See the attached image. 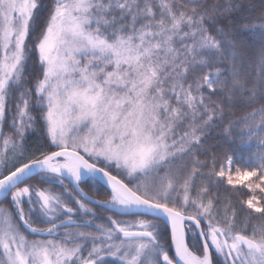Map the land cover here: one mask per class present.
<instances>
[{"label":"snow or ice","instance_id":"snow-or-ice-1","mask_svg":"<svg viewBox=\"0 0 264 264\" xmlns=\"http://www.w3.org/2000/svg\"><path fill=\"white\" fill-rule=\"evenodd\" d=\"M0 264H264V0H0Z\"/></svg>","mask_w":264,"mask_h":264},{"label":"trees","instance_id":"trees-1","mask_svg":"<svg viewBox=\"0 0 264 264\" xmlns=\"http://www.w3.org/2000/svg\"><path fill=\"white\" fill-rule=\"evenodd\" d=\"M253 151H255V149H253Z\"/></svg>","mask_w":264,"mask_h":264}]
</instances>
